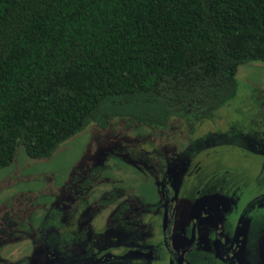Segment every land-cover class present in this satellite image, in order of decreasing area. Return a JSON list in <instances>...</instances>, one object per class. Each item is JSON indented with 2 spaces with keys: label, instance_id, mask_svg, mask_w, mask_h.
<instances>
[{
  "label": "trees",
  "instance_id": "16d2710c",
  "mask_svg": "<svg viewBox=\"0 0 264 264\" xmlns=\"http://www.w3.org/2000/svg\"><path fill=\"white\" fill-rule=\"evenodd\" d=\"M264 62V0H0V170L48 159L91 121L211 111Z\"/></svg>",
  "mask_w": 264,
  "mask_h": 264
},
{
  "label": "flooded vegetation",
  "instance_id": "af4514ba",
  "mask_svg": "<svg viewBox=\"0 0 264 264\" xmlns=\"http://www.w3.org/2000/svg\"><path fill=\"white\" fill-rule=\"evenodd\" d=\"M243 89L257 93L264 110V90ZM227 104L211 111L180 103L176 130L170 121L153 131V124L117 118L123 132H116L114 119L102 129L145 148L128 156H137L136 171L154 193L100 186L98 197L82 201L88 188L74 200L70 178L45 211L26 213L21 198L12 200L2 209L0 244L26 242L31 257L8 264H264V117L241 125L243 117L223 115L240 112Z\"/></svg>",
  "mask_w": 264,
  "mask_h": 264
},
{
  "label": "rangeland",
  "instance_id": "374dc122",
  "mask_svg": "<svg viewBox=\"0 0 264 264\" xmlns=\"http://www.w3.org/2000/svg\"><path fill=\"white\" fill-rule=\"evenodd\" d=\"M237 78L240 80L237 96L228 104H235L240 112L233 114L225 110L223 115L231 116L233 122L239 120L238 116H241L244 119L241 125H248L249 121L257 115H259L258 118H263L264 110L256 99L257 93L251 97V94L249 95L243 88L251 86L252 88L261 87L264 90V62L255 61V63L242 65ZM224 107L226 105L222 108ZM181 113L182 110L178 108L172 110L169 124L173 130L180 126L179 116ZM118 122L120 120L116 119L115 125ZM152 126L151 129L156 130L155 125ZM113 131L123 132L119 124L114 127ZM140 131L146 132V129H140ZM147 131L146 135L152 137L149 130ZM168 131L171 132V130ZM130 139L131 143L126 144L125 138L111 136L107 130L91 121L85 129L64 142L51 158L32 159L27 156L21 146L13 164L0 170V220L3 217L1 215H6L2 209L11 204L12 200L15 205H18L20 198L22 199L23 212L30 213L38 209L45 211L53 201V190L58 189L60 193V189L65 187L66 181H68L67 184L69 183L70 178L76 180L73 182L75 187L71 189L70 194V198L74 200L88 188L89 191L84 195L82 201H90L92 197H98L100 186L104 190H110L113 186L131 189V192L140 193L146 198L154 193V184L150 178L141 176L142 172L136 171L137 156L135 158L128 156L145 148L142 146L137 149L134 137L130 136ZM155 139L152 138L150 146L155 145ZM139 145H143L142 142H139ZM164 148L168 149V146H164L162 149ZM89 175L92 177L90 178ZM92 184L93 186H89ZM42 188L46 189L39 192ZM42 195L44 196L41 197ZM0 228H5V226L0 225ZM3 256L7 258L3 264L24 258L29 259L31 257L30 244L26 242L21 245L11 242L1 243L0 261Z\"/></svg>",
  "mask_w": 264,
  "mask_h": 264
}]
</instances>
